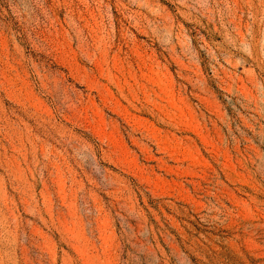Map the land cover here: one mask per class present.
I'll return each mask as SVG.
<instances>
[{"label": "rangeland", "instance_id": "obj_1", "mask_svg": "<svg viewBox=\"0 0 264 264\" xmlns=\"http://www.w3.org/2000/svg\"><path fill=\"white\" fill-rule=\"evenodd\" d=\"M0 264H264V0H0Z\"/></svg>", "mask_w": 264, "mask_h": 264}]
</instances>
